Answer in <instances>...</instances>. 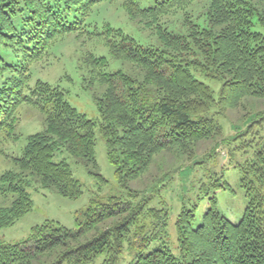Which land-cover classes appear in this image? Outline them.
Segmentation results:
<instances>
[{"label": "trees", "instance_id": "trees-1", "mask_svg": "<svg viewBox=\"0 0 264 264\" xmlns=\"http://www.w3.org/2000/svg\"><path fill=\"white\" fill-rule=\"evenodd\" d=\"M115 5L155 42L144 43L101 14ZM201 10L205 26L195 18ZM71 34L93 43L78 68L93 92L96 120L59 85H28L30 64ZM5 51L23 52L24 63H8ZM202 78L221 83L218 98ZM246 99L264 100V0H0V153L2 144L19 138L22 106L36 108L45 124L28 137L20 157L4 153L12 169L0 176V228L32 211V187L71 199L82 195L71 165L55 161L57 153L98 169L99 133L124 187L149 174L160 155L173 157L155 177L159 183L191 161L202 142L223 135L214 115L244 108ZM179 162L184 165L172 168ZM241 173L249 198L241 220L221 214L215 191L231 188L214 174L201 187L213 193L201 225L194 227L196 206L177 217L180 255L165 243L144 253L165 234L167 213L150 207L152 198L132 203L112 196L94 202L77 229L48 220L27 242L0 243V264H118L126 244L139 254L132 264H264V140Z\"/></svg>", "mask_w": 264, "mask_h": 264}, {"label": "rangeland", "instance_id": "rangeland-1", "mask_svg": "<svg viewBox=\"0 0 264 264\" xmlns=\"http://www.w3.org/2000/svg\"><path fill=\"white\" fill-rule=\"evenodd\" d=\"M204 12L201 10L195 13L196 21L201 26L206 25ZM199 13L203 14L199 17ZM101 14L112 18L116 25L121 26L136 38L142 39L144 43L155 42L144 37V33L128 20L119 5ZM254 29L263 30L258 25ZM92 46L93 43L85 38L76 39L75 34L62 38L49 50L48 55L30 64L28 85L32 87L38 80L59 85L68 92V100L75 107L90 119H98L99 112L93 99V92L85 89L83 72L78 68L80 57ZM14 55L5 51V60L17 65L24 63L23 52L14 53ZM202 80L211 86L215 97L218 98L221 83L204 78ZM19 112L22 119L17 130L18 140L1 145L3 154L0 153V176L4 171L12 169V163L5 158L4 153L20 157L27 145L28 137L45 130L43 116L36 108L24 105ZM214 117L223 127V135L202 142L191 161L185 163L181 170L174 172L171 178H162L159 183L155 177L167 170L165 168L169 166L167 162L173 157L160 155L156 158L149 174L142 179L129 182L127 187H124L118 182L115 168L107 158L105 140L99 133L96 136L98 169H92V173L85 166L78 164L69 153H57L55 161L65 160L71 165L74 176L82 186V195L71 199L59 195L54 190L30 188L29 192L34 201L32 211L14 225L0 228V243L27 242L32 229L48 220H53L70 229H77L78 223L87 219V211L94 202L107 203L112 196L119 197L124 202L130 200L132 203H138L145 197H149L152 198L150 207L163 209L167 213V218L165 234L156 237L144 253H150L165 243L175 255H180L176 230L177 217L183 208L192 209L196 206L194 227L201 225L208 199L213 195L212 191L206 194L201 187L203 183L210 182L214 174L223 176V181H226L231 188H220L215 191L219 210L231 222L238 223L249 202L246 190L241 186V165L253 156L264 140V100L246 99L244 108L229 110L224 115H214ZM181 164L184 165V162H179L172 168ZM99 175L104 177L105 182ZM134 191L139 192L136 198L129 196L133 195ZM116 220L117 218L106 222L100 230L111 226ZM91 236L89 235L83 241ZM125 247L118 264H132L139 255L128 250L127 244Z\"/></svg>", "mask_w": 264, "mask_h": 264}]
</instances>
